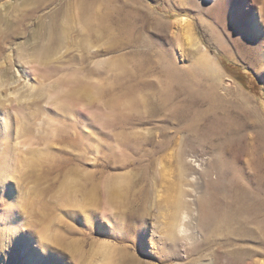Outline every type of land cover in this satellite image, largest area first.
Here are the masks:
<instances>
[{"label":"rangeland","instance_id":"obj_1","mask_svg":"<svg viewBox=\"0 0 264 264\" xmlns=\"http://www.w3.org/2000/svg\"><path fill=\"white\" fill-rule=\"evenodd\" d=\"M187 1L0 0V264H264V0ZM73 72L97 91L18 100Z\"/></svg>","mask_w":264,"mask_h":264},{"label":"bare ground","instance_id":"obj_2","mask_svg":"<svg viewBox=\"0 0 264 264\" xmlns=\"http://www.w3.org/2000/svg\"><path fill=\"white\" fill-rule=\"evenodd\" d=\"M187 2H189V4L191 6H198L200 4L199 0H188ZM88 11V10H87ZM89 14L92 16L91 12H89ZM88 14V15H89ZM84 15V14H82ZM94 15V14H93ZM85 17V16H84ZM83 18V17H82ZM87 18V16L85 17ZM94 18V17H93ZM89 17L88 18V22H86L87 20L85 19V22L89 24V27H91V22L94 23V19ZM2 19V17H0V20ZM69 21V20H68ZM67 21V22H68ZM66 22V20H65ZM85 23V24H86ZM87 24V26H88ZM97 25V24H96ZM95 25V26H96ZM105 26V25H104ZM45 27V25L43 24L41 29L40 30H34L33 33L31 34L32 36V41L29 42L28 44L30 45V47L33 49V54L31 55L32 57H34V60H32L30 63H32L33 65H30L29 66V70L31 72V74L34 76L35 75V78H39L40 77V74H41V77H43L44 74L42 73H37L39 71H41V68H39V65H48L49 63L53 62V58L54 56L57 54V51H58V48L59 47H64L67 43H69V39H70V32L72 31L70 28L71 26L68 25V23L66 25L64 24H61V26L59 25L58 23V19L57 18H54L52 23L47 27L45 28V30H43V28ZM83 27V26H82ZM85 27V26H84ZM86 29V28H85ZM87 42V41H86ZM90 42V41H89ZM89 46V45H88ZM21 59H25L26 56L23 54V55H20ZM27 60V59H26ZM35 61V62H34ZM107 61V60H106ZM106 61H101L102 63H106L108 64ZM39 63L38 66L34 65V63ZM109 62V60H108ZM103 63V64H104ZM105 65V64H104ZM111 65V64H110ZM106 66H109V65H106ZM113 66V65H111ZM76 70V69H74ZM42 72V71H41ZM83 74V73H82ZM37 76V77H36ZM68 76H70V78L68 77L67 79L63 78V77H60L61 79L58 78V80L54 81L53 82V85H51L50 87L48 86H45V84L43 83H40V85H33V88L27 92L28 94H21L20 97L18 98L19 101H21V98L22 97H32L34 99L36 98H41V97H44V96H47L46 98L48 99H53L54 102H59V100H62V92L65 88L64 85H66V83H69L71 86L73 85L74 87V90L75 92H85L87 94H90L91 91H97L96 89V86L92 80H90V78H87L77 72H73V73H69ZM40 77V78H41ZM46 77V76H45ZM3 82V81H2ZM5 82H3L2 85H4ZM67 86V85H66ZM33 89L35 90L34 93L32 92ZM72 89V88H71ZM29 90V89H28ZM71 91V90H70ZM32 92V93H31ZM73 92V90L71 91ZM70 92V93H71ZM65 93V92H64ZM68 93V94H70ZM93 93V92H92ZM80 94V93H79ZM65 95V94H64ZM75 95V94H74ZM68 97H70V100L71 99H74V96L73 95H66ZM77 97V96H76ZM90 97V96H89ZM65 98V97H64ZM33 99V100H34ZM69 99V98H68ZM70 100H67L65 102L63 101V103L65 104H69L71 105L72 102ZM73 101V100H72ZM57 102V103H58ZM62 102V101H61ZM60 102V103H61ZM76 102V101H75ZM6 102L0 100V108L4 110V105H5ZM71 103V104H70ZM73 105V104H72ZM2 110V111H3ZM25 111H23V121L27 124L26 126H28L29 129H32L33 130V123H32V119H31V116H30V113L27 112L26 109H24ZM2 113V112H1ZM21 114V113H20ZM22 120V119H21ZM25 123L23 125H25ZM25 130V129H24ZM31 130V132H32ZM26 133V131L24 132ZM27 133H29V130L27 131ZM27 133L25 135H27ZM21 134V133H20ZM23 136L25 137V139H31V137H35V135L33 134V136L29 135L30 138H26L27 136ZM45 139V138H44ZM194 142L196 139H192ZM197 141V140H196ZM23 142V141H22ZM193 143V142H192ZM215 166V165H214ZM67 187V186H66ZM72 187V186H71ZM62 191V190H61ZM67 192V191H66ZM240 198V196H239ZM91 200V199H90ZM210 200V199H209ZM184 203V202H183ZM202 204H204V209L202 210V216H201V221L203 222V224H205L206 226H210L211 228V233L212 235L214 234V236L216 235H219V233L221 232H225L227 233L228 235H232V234H236L237 232L235 231L234 228L232 227H226L224 225H221L223 222L224 224L226 225L225 223V220L226 219H229L231 214L228 213V214H225L223 216H221L220 214H215V213H212V211H208L209 209H207L208 205H206V203H208L207 200L205 201H201ZM185 204V203H184ZM181 205V204H180ZM186 205V204H185ZM178 208V207H177ZM182 208V207H181ZM179 211V210H178ZM214 211V210H213ZM180 212V211H179ZM216 212V211H215ZM218 213V212H216ZM22 219V218H21ZM20 218L18 219L19 221H23L21 220ZM24 219V218H23ZM211 221L213 223H211ZM27 222V221H26ZM177 222V221H176ZM209 222L211 223L209 225ZM22 223V222H20ZM179 224V223H178ZM170 226V225H169ZM24 227V226H23ZM209 228V227H208ZM13 229V228H11ZM16 231L18 228H15ZM20 230V229H19ZM15 231V230H14ZM6 234H13V236H16L14 233H12L11 230L9 229H6ZM180 232V231H179ZM170 234L172 235V237H174V232L171 230L170 231ZM12 237V236H11ZM236 254H240L239 251L235 252ZM108 264H111L110 262Z\"/></svg>","mask_w":264,"mask_h":264}]
</instances>
